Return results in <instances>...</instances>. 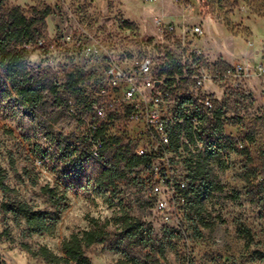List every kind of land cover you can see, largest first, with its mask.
<instances>
[{
  "label": "rangeland",
  "instance_id": "obj_1",
  "mask_svg": "<svg viewBox=\"0 0 264 264\" xmlns=\"http://www.w3.org/2000/svg\"><path fill=\"white\" fill-rule=\"evenodd\" d=\"M47 7L52 13L34 27L33 37L13 48L25 51V74L56 86L58 94L47 90L43 103L32 110L15 92L0 94V166L10 188H0V204L27 203L46 214L55 230L31 233L24 219L0 211V234L8 230L11 237L0 238V263L46 264L23 245L32 250L45 246L63 256L64 240L99 226L108 236L86 249L91 264H114L123 251L152 254L163 264H264V0H3L0 22L15 8L31 19ZM144 59L153 60L165 75L185 71L189 79L177 82L176 91L186 99L214 97L215 111L202 118V130L223 115V135L234 150L208 157L185 137L182 149L168 155L170 172L189 188L194 161H205L218 189L204 196L203 209L187 205L176 213L162 211L142 168L128 172L110 204L80 168L77 152L88 149L89 131L101 123L89 102L106 64ZM217 70L226 77L199 84L201 76ZM72 75L85 79L80 93L68 86ZM108 116L114 117L108 120V135L120 141L107 153L108 160L122 146L135 153L147 142L122 110ZM66 148L72 152L59 162L60 149ZM38 149L51 157L41 159ZM246 149L249 156L241 153ZM62 169L74 176L72 184L63 182ZM45 187L66 194V201L56 207ZM123 212L152 227L153 248H115Z\"/></svg>",
  "mask_w": 264,
  "mask_h": 264
},
{
  "label": "trees",
  "instance_id": "obj_2",
  "mask_svg": "<svg viewBox=\"0 0 264 264\" xmlns=\"http://www.w3.org/2000/svg\"><path fill=\"white\" fill-rule=\"evenodd\" d=\"M3 0H0V4ZM52 13L51 8L47 7L43 12H40L37 18H27L19 8L10 11L8 19L0 22V94L5 95L10 92H15L20 101L28 109L38 108L44 100V94L50 90L54 95L58 94L56 86H50L47 81L40 77L27 76L26 71V57L25 51H18L13 46L21 44L24 40L33 37L34 27L42 22ZM168 76L172 73L166 72ZM182 73V70L180 71ZM82 75H72L68 81V86L73 91L81 92L79 84L84 82ZM1 102V98H0ZM94 105V101L89 102L90 110ZM223 115L219 113L216 115V120L209 130H203L198 134V141L204 144L205 154L208 157L219 156L224 148L234 150L230 146L229 140L224 137L223 130L225 123L222 121ZM114 118L108 116L105 120L97 125L96 130L90 129L87 142L88 149L77 152L78 149L73 150L77 152L80 159V168L86 169L91 175L90 182H94L98 193L105 198L107 202L112 204L113 200L119 194V183L128 178V172L139 169L151 163L149 157H138L128 145L117 149L111 159H107V153L113 146L120 145V141L108 135V120ZM190 140L193 136L190 133ZM177 141V140H175ZM100 142L102 149L98 156H94L93 148L95 143ZM60 161L67 158L66 154H71V149H60ZM41 159L46 160L51 156L43 152L41 149L37 150ZM242 154L249 156V151L243 150ZM65 168V165L63 169ZM62 169V171H63ZM61 178L66 185L72 184L74 176L66 171L61 172ZM6 173L0 166V188L8 192L10 188L6 185ZM191 200H189V208L194 207L203 209V198L212 195L218 188L209 180V170L206 167L205 161H194L192 171L189 174ZM200 182V185L191 187V183ZM264 186V178L262 182ZM48 194H51L52 203L56 207H60L66 201V194L57 195V193L45 187L43 189ZM194 200V202H193ZM199 209V210H201ZM0 211L5 214H13L15 217L25 220L31 233L36 234H52L55 226L47 219V215L35 211L30 205L21 201H10L0 204ZM122 229L115 242V248L121 249L125 244L131 248L149 249L154 247V238L152 227L143 223L142 221L132 217L128 212H123L121 216ZM203 226L210 228V223H205L201 219ZM108 233L102 227H95L93 229L76 233L71 235L62 243L63 256H59L52 252L49 248L42 246L38 250H32L28 245H23V249L28 252L33 258L43 260L46 264H91L86 256V249L95 244L102 243L107 238ZM6 237L11 240L10 233L5 230L0 234V238ZM123 258L119 259L114 264H163L160 259L154 257L152 254H147L144 257L137 256L132 252L123 251ZM2 264V263H0Z\"/></svg>",
  "mask_w": 264,
  "mask_h": 264
},
{
  "label": "built area",
  "instance_id": "obj_3",
  "mask_svg": "<svg viewBox=\"0 0 264 264\" xmlns=\"http://www.w3.org/2000/svg\"><path fill=\"white\" fill-rule=\"evenodd\" d=\"M195 33L200 34V28H196ZM237 70L241 72L242 68L238 67ZM221 77L226 75L217 70L214 75L201 76L199 84L214 82ZM188 79L185 71L178 77L160 73L151 59L124 65L109 62L92 107L93 115L98 120L103 121L108 117V112L115 113L120 109L130 123L141 127L140 134L147 142L137 147L135 154L151 158V163L142 167L146 172L143 180L150 188L152 197H160L159 207L167 213H176L186 207L190 197L187 181H177L170 172L168 155L180 151L185 144L184 138L189 137L190 133L194 137L191 142L198 143L205 150L197 137L203 131L202 118L213 114L216 107L214 97L203 95L193 102L176 91L177 82ZM96 128L97 125L91 127L92 130ZM101 149L102 144L95 143L92 150L94 156H98Z\"/></svg>",
  "mask_w": 264,
  "mask_h": 264
}]
</instances>
